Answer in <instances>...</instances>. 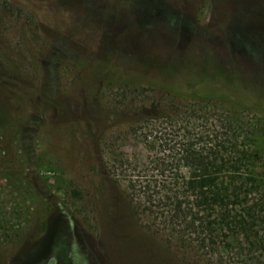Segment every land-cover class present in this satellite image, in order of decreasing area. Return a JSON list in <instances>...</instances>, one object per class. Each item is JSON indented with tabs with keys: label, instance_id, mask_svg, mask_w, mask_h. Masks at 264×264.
I'll use <instances>...</instances> for the list:
<instances>
[{
	"label": "rangeland",
	"instance_id": "374dc122",
	"mask_svg": "<svg viewBox=\"0 0 264 264\" xmlns=\"http://www.w3.org/2000/svg\"><path fill=\"white\" fill-rule=\"evenodd\" d=\"M212 152L264 202V0H0V264H264L184 225Z\"/></svg>",
	"mask_w": 264,
	"mask_h": 264
},
{
	"label": "trees",
	"instance_id": "16d2710c",
	"mask_svg": "<svg viewBox=\"0 0 264 264\" xmlns=\"http://www.w3.org/2000/svg\"><path fill=\"white\" fill-rule=\"evenodd\" d=\"M192 87L195 90L194 93L191 92L193 97L204 100H219L235 107L243 104L244 100L248 98L255 99L246 91L241 93L243 99L241 101L236 100L235 94H226L223 89L218 87L215 91H204L200 83L195 84V82ZM179 89L181 90V86ZM232 97L234 98L232 99ZM247 102L249 103V101ZM213 155L212 152L206 155L194 153L191 156L195 161V168L186 176L185 185L189 196L192 197V208L195 210L194 216L188 221L184 220L188 233L194 232L201 225L200 232L205 235L204 237H216L221 230L228 231L231 237L236 234L246 237L245 239L250 246L260 245L264 240L261 237L253 239L250 233L253 228H262L264 224V217L261 216L262 211H264V202L260 199L251 204L250 201L246 202L243 198L246 205L240 206V211L236 212L233 205L236 201L232 198L236 197V200L241 203L242 190H230L228 185L231 180L230 175L222 172L223 167H225L223 163L226 159L220 155V159H218V155L214 157Z\"/></svg>",
	"mask_w": 264,
	"mask_h": 264
}]
</instances>
